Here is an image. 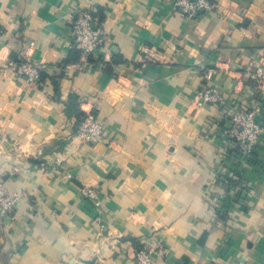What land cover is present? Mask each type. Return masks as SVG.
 I'll use <instances>...</instances> for the list:
<instances>
[{
  "label": "crops",
  "instance_id": "crops-1",
  "mask_svg": "<svg viewBox=\"0 0 264 264\" xmlns=\"http://www.w3.org/2000/svg\"><path fill=\"white\" fill-rule=\"evenodd\" d=\"M210 1L186 19L171 0H98L104 40L83 63L68 19L93 0H0V173L17 196L0 264H134L154 243L151 264H264V115L244 162L221 131L264 95L243 75L264 67V0ZM25 58L38 84L3 67ZM207 69L222 99L198 106ZM89 107L95 145L75 139Z\"/></svg>",
  "mask_w": 264,
  "mask_h": 264
},
{
  "label": "built area",
  "instance_id": "built-area-1",
  "mask_svg": "<svg viewBox=\"0 0 264 264\" xmlns=\"http://www.w3.org/2000/svg\"><path fill=\"white\" fill-rule=\"evenodd\" d=\"M96 4H85L78 7L71 18L68 19V28L71 36V47L80 53L81 61L87 62L88 57L103 43L104 24L95 14ZM173 9L179 11L186 19H195L201 12L212 9L214 6L210 0H171ZM28 56V54L26 53ZM3 67L12 71L29 83L40 82L42 64L32 62L25 58L21 60L7 59ZM213 71L207 69L204 75L207 80L202 89L197 92L196 105L218 104L222 94L218 88L208 81ZM243 75L249 78H257L264 81V67L248 65ZM264 115V95L251 106L239 105L226 117V123L222 127V134L226 141L236 145L240 150L241 162L252 158L254 148L263 131L261 118ZM75 139L79 143L95 145L104 139V123L97 117L94 107L84 109L75 133ZM43 166V163H41ZM236 183L241 179L234 176ZM84 198L96 207L100 206L98 190L95 187L84 186L81 189ZM17 196L7 189L5 175L0 173V217H8L14 210ZM166 249L163 245L143 244L137 248L134 255V264H151L152 255L163 256Z\"/></svg>",
  "mask_w": 264,
  "mask_h": 264
},
{
  "label": "trees",
  "instance_id": "trees-1",
  "mask_svg": "<svg viewBox=\"0 0 264 264\" xmlns=\"http://www.w3.org/2000/svg\"><path fill=\"white\" fill-rule=\"evenodd\" d=\"M100 21H103L104 19H103V15L100 17V19H99ZM83 115V114H82ZM82 115H81V117H82ZM81 119V118H80Z\"/></svg>",
  "mask_w": 264,
  "mask_h": 264
}]
</instances>
